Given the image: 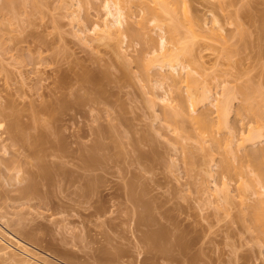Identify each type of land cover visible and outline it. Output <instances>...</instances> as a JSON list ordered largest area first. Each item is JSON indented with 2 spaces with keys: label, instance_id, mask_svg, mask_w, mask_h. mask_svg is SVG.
Wrapping results in <instances>:
<instances>
[{
  "label": "rangeland",
  "instance_id": "1",
  "mask_svg": "<svg viewBox=\"0 0 264 264\" xmlns=\"http://www.w3.org/2000/svg\"><path fill=\"white\" fill-rule=\"evenodd\" d=\"M35 1L13 0L14 2L13 5L19 4L20 6L19 5L13 6V9H11L13 10L12 12L11 10H7L8 9L7 6L9 5L7 0L5 1L0 0V8H1L0 21L3 24L2 26V24L0 23V29L2 30L0 32V37H1L0 44L2 46V47L0 46V113H1L0 114V125H1L0 126V224H1L0 227L1 228L5 227L4 231L8 232L9 234H11L15 229V231L18 230V232H20L22 235L24 234L25 237L27 238L30 237L29 239L32 242H36L35 244L38 245L36 247L37 251L39 252L41 251V253H44L45 250L48 251L49 255L47 256L48 257L47 263L49 264H71V263L72 264H115V263L117 264L148 263L149 264L152 259H149V255H147L145 251L141 250L144 248L140 246L137 240V236L139 235V233H136L137 230L134 224L135 223L134 219L131 220L134 216L130 218V215L131 216L133 215L131 214V211L134 210V207L132 206V204L131 206H129L130 203L126 202L124 199H123L124 201H122L123 198L122 193L124 190L123 185H125L126 187V185L129 183V184H133L134 186L133 188L136 189V192L137 191L138 193L142 192V189L144 188L143 193L145 195H147L148 193L147 195L148 197L145 196L146 198H144V200L149 204L151 203L152 207L153 206L156 207L153 208L156 209V211L157 210L158 211L156 212L153 209L154 210L153 213L154 216H156L155 217L156 219L159 218L158 221L160 222V224L162 223L163 225H165L166 218L167 219L171 218L172 220L171 219L170 220L173 222L174 220L175 222L178 221L177 222L178 224L177 223L176 224L178 226L180 224V227L187 226V224L189 223H190L189 226L194 225L195 226L194 231H196L197 233L192 232V234L190 233L191 236H197V235L199 236L200 235L199 232L204 231L205 234L201 232V236L204 234L202 236L203 237L202 240L205 237L206 238L203 240V243L205 244L202 245L203 247L201 249L203 250L201 251L206 255L207 254L209 256L212 255L211 257H213L215 256V253L218 254L220 252H226L225 250L229 249L230 247L227 248L228 246H223V245L236 240L238 236L240 237V238L238 237L240 239V242L243 241L245 238L247 239V236L249 234L248 233L246 234V232L243 231L242 225L240 227V230H237L235 228L236 224L240 221L239 218H241V216L239 217L238 216L239 214L235 212L237 211L236 209L237 207L236 206L233 207L232 205H230L229 208L221 207V209H219L220 211L217 209L219 207L218 205H220L219 204L220 200L218 199V197H216V194H214L213 189L214 190L218 189L221 182L220 181L221 177L219 176L220 173L218 174L220 178L217 176V174H215L218 173L215 171L218 170L217 167L218 165L216 162V159H218V157H216V154H214V152L212 153V146L214 147V143L212 142L219 140L220 138L221 139L224 138V140L223 139L221 140V143L222 142L226 143L227 137L228 136L229 138L231 137V133L233 130L234 131L232 133V138L235 141H236V139L234 138L235 135L237 136L236 138H239L238 136H242L244 133H246L245 128L248 125L249 118L245 116L246 115L248 116V114H246L248 112L242 114L241 117H243L244 115V118L240 117V112L239 113L237 112L238 116L235 114L236 111H240L239 108L240 106L242 107L245 105V103L242 101L243 99L246 98V100L250 102V104L254 103L255 107L258 104L264 105V99H263L264 98L263 96L264 95V0H186L188 2H186L185 5H182V9L184 8L186 11L183 9L184 12H182L180 8H179L180 10L179 9L177 10L178 11L177 13L182 12L183 17H181V19L178 20L177 18H180V16L178 15L177 17H175L174 15L177 14L175 12L174 15L169 14L170 17L172 16V18L175 19H171L170 17H167V19L171 20V23L175 21L176 23L179 24V26L183 25L182 27L184 30L181 31L182 30L181 27H178L177 29L178 32L176 31V35L178 37L175 36V39L177 38L179 39V41H181L185 37L188 38V39L186 38L187 40L191 38L188 42L186 39H184L185 40V41L183 40L184 42L182 41L179 43V41L176 39L175 42L177 45H175V42L169 38L170 33H166L165 32L166 30L163 33H160L161 31H159L157 28L155 30L153 24L148 23L149 27H147V29L148 28L150 29L151 28L150 26H153L152 29L150 30L151 32L149 31V29L148 31H149V35L151 34L153 37L152 41L155 38L156 43L154 41L153 43L157 45V47H159L157 43H158V39L160 38L158 35L163 34L162 36L165 37V35L167 34L166 35L167 37H165L166 47L164 49V52L163 50H161L162 54L160 51H157L158 49L157 47L156 49L152 48V46L155 47V45L152 42H150L152 45H150L151 47H149L148 45L149 41L146 42L144 35H143L144 40L143 39L141 40L142 36L140 35V37L139 36L135 37L138 34L134 32L133 34L132 31L126 32L125 30L121 29L122 31L121 30L120 31L123 36L120 34L117 35L115 34L109 36V39H107L106 35L103 36L104 33L98 30L97 24L94 23L96 20L97 23L98 21L100 23L101 20H99V18L101 19V17H103L102 14L104 12L103 11L104 9L100 8L103 7L102 5H100V3L103 4L102 2L103 0L96 1V3L99 4L97 5V8L99 7L100 10L97 9V11L100 14L96 11V8L94 7L96 6L95 0L94 1L90 0L87 2H85L84 0H35ZM88 2L89 4H87ZM3 3L4 4L7 3L8 5H4ZM83 4L85 5V7ZM77 5L80 7L78 8ZM151 5L153 6L152 3L150 4V6ZM185 6L187 7L188 10L186 9ZM91 7L93 8L92 9L93 11L95 10L94 12H92ZM94 13L96 14L97 19ZM123 13L125 12L123 11ZM127 14L128 13H125L124 17H126ZM5 15L8 16L6 17ZM88 15L90 17H88ZM98 15L101 17H99ZM187 16L188 18H186ZM11 19L14 20L11 21ZM3 20L4 22H2ZM190 20L193 21V23H190L191 22ZM184 25L186 26V28L184 27ZM96 27L99 32L96 30ZM205 27H207V29ZM185 29L189 31L188 32L189 34H187V31ZM82 30L83 32L81 33ZM99 33L100 35L102 34L101 36H103L105 40L100 39ZM179 33L181 36L178 35ZM114 36H116L117 38ZM97 38L99 39L97 40ZM95 41L96 42L102 41V42L96 43ZM185 44L187 45L185 48L186 50L184 49ZM181 45L182 46L184 45V47H181ZM168 47L173 48V50H171L170 48L168 49ZM174 47L177 49L174 50ZM187 48H189V50ZM145 49L149 54H151L152 49H155L152 50L154 51L152 52V54L155 52L159 53L158 54L159 56H163L165 54L164 59L168 54L167 51L171 50V52L174 53L175 55H173L169 51L170 55L168 54L169 57L167 56L166 59L169 60V58L173 55L174 57L172 56L170 60L172 58L173 59L175 58L174 59L175 64L179 62L180 65L182 66L184 65L186 68L188 67V69L189 68H192L193 70L195 69V72L194 71L193 73L191 72V75L194 76V79L196 78L195 82L198 79L197 82L196 83L194 82L195 84L192 82L194 85L193 86L191 83L192 79L191 80L189 79L192 77L187 78V76H185L188 81L190 80L189 83L192 85L191 86L187 82V80H184L182 78L183 75H186L184 74L186 69H180L182 67L179 65V63L177 64L178 66H176L178 67L175 69L176 71L174 72V70H172L174 73L171 72L170 68L169 69L168 67L164 68L166 67L165 65H163L164 66L163 68L161 67V70H158L159 69L158 67H160L159 64L160 61L158 59L156 60H158L159 62L156 61L155 58H161V57H159L157 53L156 55L151 54L150 57L149 54L145 51ZM142 50L144 51L143 53ZM181 50L183 52L186 51L187 53H183ZM173 51L177 52V54ZM180 52H182L181 54H187L188 56H191L192 54V56L194 55L195 57L193 56L194 57L193 58L191 56L189 58L186 55H184L183 57L182 55H179ZM143 54L145 55L144 58L143 56H141ZM145 57H149V58L145 59ZM117 59L120 60L117 61ZM144 59L145 62L146 60L147 61L150 60V62H146V63H148V65H151L148 66V68L151 71L150 74L152 75L158 73L159 71V73L163 74V76L164 75L166 76L169 73L173 75L176 73L175 75L176 78L180 80L181 77L183 79L181 80L184 82L182 83V81L180 80L181 82L179 84L180 85L179 88L181 90L179 89V92L184 93L185 91L184 93L185 95L183 93H181L180 95L183 94L184 96H186L187 93L186 91H188V93L189 91L191 93L192 92L194 93L196 91L200 93L202 91L209 90L206 92L210 94L211 99L208 98L207 100H202V101L200 100V102L198 101L199 103L197 102L196 106H193L194 108L193 107L188 108L191 109V111L193 109L192 112L189 111L191 114L190 117H193L195 119L194 121V119L191 118L193 120L192 121L193 124L198 120L202 122V120L205 118L203 116L202 117L200 116L201 113L202 114L205 113L206 115H208L209 118L211 117L213 119V120H210L211 118L206 119L207 118L206 116L205 120L212 121V125L210 126L211 129L209 130L201 129V132L199 130V132L201 133V134L199 133L200 135L199 137H201L199 138V141L201 142V144L207 147L208 144L211 146L212 143L211 148L209 145H208L209 149L206 148V150H209V152H205V150L203 151V149H205L204 148L205 146L201 150L200 146H198L199 144L196 143V141L194 142L195 139L194 140L190 139L191 141H189V139L187 140L183 139L185 137L184 133L185 135L187 136L189 135V137L192 138V134L194 132V131L192 132V129L194 128L193 126L195 127L198 126V129H200L201 123H199V121L197 122V124L195 123V125H193L192 122L189 123L190 122L188 121L189 119H185V118L184 119L180 118L183 122L180 120L182 123L181 122L179 123L177 122L179 121L178 118L176 122L178 123V127L180 129L179 131L180 134H179L177 133V131H174L175 128H173L172 130V126L167 127L168 126L166 121L167 116L165 117L166 120H162L163 118L162 116L165 114L161 113L162 111L161 107L166 106L165 104L167 100H170L168 101V103L173 101L171 99H174L175 96L173 93L174 90L172 91L174 87L170 86V80L165 79V77L161 83L162 84L161 88L160 85L158 86L159 88L156 89L153 88L154 84L152 85V87H150L149 84L150 83L152 84L153 82L149 83L146 81L148 86L146 84L144 85L145 79L142 75L143 74L142 68L143 70H146L144 64L145 62L143 61ZM173 59L171 63L174 61ZM191 59L192 60L194 59L192 63H194V61L198 62L199 64L198 63L197 64L200 65V68L196 63L194 65L191 62L189 63V60ZM161 60L163 61V58ZM22 61H24L23 64ZM195 65L197 66L194 67ZM154 66H158L157 67L158 69ZM166 69L169 70L170 72L167 71ZM199 69L201 70V72ZM183 70L185 71L183 72ZM81 71H83L84 73L86 72L85 74L89 73V75L93 76L94 78L93 81L92 82L89 81L90 82L89 83L87 80L82 79V77H84L85 74ZM178 71L180 73H178ZM196 71L199 72L200 75ZM202 72H204L203 73L204 76L202 75ZM38 74H40V76ZM177 74H179V76H177ZM140 75L143 78L140 77ZM60 77H62L63 79ZM62 80H64V82L66 81L67 82L66 85L67 84L68 85L65 87L66 89L64 88L63 90L62 88L58 90L57 88L59 87L58 83ZM68 80L71 81L68 82ZM80 80L82 81V83L80 82ZM72 81L74 82V84L71 83ZM241 81L243 84L240 85L239 83ZM250 81L251 83L254 84H251ZM86 83L87 85H91V86H87ZM185 85H187L188 87H185ZM237 85L238 87H234ZM183 87H184V91L182 90ZM223 87H225L226 90ZM185 88H187V90ZM189 88H193L191 89L192 91L188 90ZM232 88H234V90H236L237 88H242V90L238 89L242 92L239 95L240 91L236 90L237 92L235 91L234 93ZM67 90L70 91L71 94ZM252 90H254V92ZM243 91L245 94L243 93ZM93 92H95L96 94ZM172 94L173 96L171 97ZM222 94L224 98H228L232 94H234L235 96L232 95L229 98L233 99V96L236 98H234L233 100L231 99L232 100L231 104L229 103L230 100L229 102H227V104H225L227 106L225 107L227 108V110L224 109V111L226 112L225 114L226 116H224L225 124L223 125L224 127L218 128V126L215 127L217 125L215 124L217 123L215 121L220 114V112H218L219 114L217 113V111L220 109L219 103L222 104V102H224L225 100L224 98L222 102H220L221 100H218V99H222L221 98ZM71 95L73 98L71 97ZM237 95H239L240 97H238ZM256 95L258 98H256ZM163 96H165V98ZM241 96L244 98H241ZM261 97L263 98L261 99ZM74 98H76V100ZM151 98L154 99L152 100ZM214 98H217L216 101H214L215 100ZM162 99L165 103L161 101ZM61 100L63 102H61ZM150 100L152 101L150 102ZM238 100L240 103L238 102ZM258 100H260V102ZM57 101H59L60 104H58L59 102L57 103ZM83 101H84V105H83ZM255 101H257L258 103V104L256 103L257 105H255ZM64 102L66 103L68 102L67 103L68 106L66 107L65 110H62L61 105L64 104ZM74 102L76 103V107H74L75 106ZM78 102L80 103L78 104ZM214 103L216 104V106L218 105L219 109L214 106L215 105ZM151 104L153 105L151 106ZM79 105L82 106V108L79 107ZM31 106L33 107V109ZM228 106L230 108H228ZM228 109H230L231 112ZM163 110H165V108ZM193 113H196V115H194ZM214 113L216 118L214 116ZM32 114L33 116H31ZM7 115L8 117H6ZM156 116L157 117L159 116L160 118L159 117L157 118ZM220 118L222 117H219V119ZM14 120L17 121V125H18V126L16 125L15 129L10 128V124ZM184 120L186 121L185 124H184ZM162 121L166 122L167 125L164 124V122L163 124L167 128L163 124L161 125L158 124V122L160 123ZM31 122L33 124L35 123L37 124L32 125ZM168 123L170 124L169 120ZM177 123L173 125L176 127ZM31 125L33 126V128ZM183 125H185V127ZM228 125L232 127L229 128ZM157 126H159V129ZM190 126L192 127L190 128ZM213 126L217 129H214ZM225 126H226L225 129L226 131H224L223 129L225 128ZM100 128L103 130H101ZM220 128L222 130H220ZM231 128L233 130H231ZM96 129L98 130L97 132ZM170 129L174 132H171ZM198 129L196 128V131ZM205 131H207L208 134ZM61 132L63 134H61ZM175 132H176V137L177 135H179L178 137L181 138L182 141L179 138H175ZM96 133L99 135H97ZM105 133L106 134L109 133V134L106 135ZM263 133L264 131L262 132V134ZM103 134L104 137L103 136L101 137V135ZM202 134L203 135L205 134L204 137L205 136L207 138L209 137V140L205 137V139L207 140L205 141L204 137H202L203 136ZM223 134L227 135V137L226 136L224 137ZM105 135L108 137H105ZM23 137L25 139H23ZM54 138L57 140H55ZM202 138L204 139V141ZM92 140L93 141L95 140L94 143H91L93 142ZM184 140H186V142ZM260 140L262 141V138ZM32 141L33 143H31ZM178 141L179 143L180 141L182 142L180 143L181 146L178 144ZM263 141H264V137H263ZM263 141L261 142L262 145L264 144ZM96 143L99 144L100 148L98 147V149L94 150L92 148ZM249 143L250 142H248V144ZM179 146L182 149H180ZM89 148H91L90 151L87 150ZM210 149H211V153L214 156L209 155ZM238 151L236 150V152ZM231 154L232 153H230V157L232 156ZM81 156L84 158H89L91 160H93V158L94 159L96 158L95 160L97 162V165L99 164L100 165L97 166L95 160H93V162H95V164L93 163L95 169H92L91 170L92 172L90 170H85L86 167L85 169H83L82 167L84 166L82 165L84 164L81 163V161L78 159L79 157L82 158ZM236 156H240L239 153ZM56 158H61L62 160L61 159L57 160ZM83 159L81 160L83 161ZM185 159L187 160L185 162H188V164L184 162ZM59 160L62 162L65 161L66 164L63 165H65L64 166L66 168L65 170L69 172L68 174L70 175L72 174L71 177L76 178L78 176L76 172L78 171V173L81 174L83 178L85 177V179L91 177L95 178L94 182L96 181L95 182L96 184L94 183V185H96L98 188L96 186L93 188L96 189L94 190L95 191L94 198L92 199L94 200L96 197H98L96 199H98L99 202H102L100 203V205L105 203L104 205H102L105 208L100 206L104 210L106 209L105 210L106 213L104 212L105 215L103 213L101 216H97V218L90 215L88 218L87 215L90 213L92 209L90 202H85V203L82 202V204L81 203L79 204L80 201H78V199L76 198L77 194L79 193L78 190L85 189L84 192L87 191L85 188L86 181L82 180L83 178L75 181L76 182V183L74 182L75 184L73 183L74 186L78 185V187L75 188L73 187V184L70 182L69 184L65 183L68 186H66L64 183L60 184L61 186L58 184L59 185L58 186L53 182V180H51V178H49L48 180L46 179L36 180L37 178L34 176L33 172L39 171L40 166H42V164L46 165L47 163L50 164V162L51 163L59 162ZM69 160L70 161L73 160L74 161L73 164H71L72 162H70ZM77 160H79L81 164ZM40 162L42 163L40 164ZM79 165L82 166L81 167L82 169H79L80 167L78 168ZM46 166L49 167L50 165H46ZM202 166L205 167L203 168ZM97 168H99L100 170L99 169L97 170ZM93 170H95V173H97V175L99 174L100 175L97 176L95 173H93L94 172ZM202 170L203 173L200 174ZM30 171L32 172V174ZM209 171L210 174L213 176H209L210 174L209 175L206 174ZM15 172L18 174H16ZM137 173L138 175H136ZM30 175H32V178H36V179H31ZM207 175L209 176L208 178ZM133 176H135L134 179L137 178L138 179L133 180L132 179ZM28 180L29 181L31 180L35 184L39 181L38 184L41 182L40 184L42 186L40 184L36 185L37 191L35 192V194L30 195L31 197L28 196L27 198L26 196L24 198L23 196H21L20 189L23 188L25 185H27V183H29ZM126 181L127 184H125ZM140 182L142 185L140 184ZM206 182L208 183L206 184ZM79 184L83 189L80 187ZM230 184H229V189L231 190L233 195L234 183L231 182ZM65 186L66 188H64ZM203 187H207L205 188L207 191ZM145 188L148 190H145ZM154 188L157 189L154 190ZM108 189L110 190L108 191ZM81 190H80V194L84 193L83 191L81 192ZM144 191L145 192L148 191V192L145 193ZM117 192L118 194H120L122 198L117 194ZM211 192H213L212 193L213 195L211 194ZM72 193L74 195H72ZM106 193H109V196L106 195ZM95 194L98 196H96ZM154 194L156 195L154 196ZM67 196L70 197L68 198ZM109 197L114 199L112 200ZM213 197L216 199H214ZM106 198L107 200L105 201ZM154 198H157L158 200L157 199L155 200ZM75 199H77L78 203ZM147 199H149V201ZM71 200L76 201L74 203L78 204L79 207L78 205L75 207L74 205L76 204H74ZM68 206H72V209L74 210L68 209L71 208ZM117 207L120 209H118ZM112 211L113 214H110L112 213ZM224 211L225 214L223 213ZM128 212H129V216H128ZM160 212L162 213L165 212V213H163L162 215V213ZM157 213L158 215H156ZM108 215L111 216L109 217ZM159 215H161V217H159ZM113 216L116 217L114 218ZM117 216H119V218ZM122 216L125 218H123ZM112 219L114 220L112 221ZM236 219H238V221ZM97 220L99 222H97ZM120 221L122 223H120ZM240 224L242 223L240 222ZM225 225H227V227H229L230 229H225L223 227ZM165 226L167 227V225ZM198 226H200L199 227L200 229L198 228ZM132 227L134 230L132 229ZM205 230L207 233L205 232ZM105 239L107 240V242ZM245 240L241 243L242 245L243 243L245 244ZM104 241L106 243H104ZM135 241H137L138 243ZM137 245H139V247ZM249 246H247V244L243 245V247L240 246L241 247L240 249L239 248L236 249V253H238L240 256H246L250 254L249 256L251 257L254 256L253 261L254 260L256 261L255 256H257L258 254L255 253H257V250H255L256 248L253 247L250 248ZM214 248L216 249V251ZM230 249L227 251H230ZM138 250L140 253L138 252ZM14 251L19 252L17 248H15ZM193 251L194 252L199 251V247H197L196 245ZM113 253H115L116 256L118 254V256L116 257L114 254V257H112L113 258L112 259L111 256L113 255ZM226 254H228V252ZM224 258L227 259V255ZM257 258L259 259V257ZM110 259L112 260L110 261ZM146 259H148V261ZM114 260L115 262H112ZM81 261L83 263H81ZM241 261L242 260L238 261L237 264L238 263L241 264ZM156 263L168 264L170 262L165 260H160L157 258L155 264ZM259 263H261L260 260H257V264Z\"/></svg>",
  "mask_w": 264,
  "mask_h": 264
},
{
  "label": "bare ground",
  "instance_id": "2",
  "mask_svg": "<svg viewBox=\"0 0 264 264\" xmlns=\"http://www.w3.org/2000/svg\"><path fill=\"white\" fill-rule=\"evenodd\" d=\"M5 1V0H4ZM32 1V0H31ZM33 1H35V0H33ZM85 2H87V1H90V0H84ZM83 1V2H84ZM94 1V0H93ZM96 1H98V0H95V3H96ZM100 1H102V0H100ZM7 2H8V4L6 3V4H4V5H8L7 6V10H11V9H13V6H15V5H19V4H15V5H13V0H7ZM36 2V1H35ZM34 2V3H35ZM82 2V3H83ZM103 2V4H101L100 3V5H102L103 7H100V8H102V9H104L103 11V14H102V16L104 17H101V16H99V17H101V19L99 18V20H101V22L99 23V21H98V23L95 21H93L94 23H96L97 24V27H98V30H100V31H102L103 33H104V35L103 36H105L106 35V37H107V39H109V36H111V35H117V34H120V35H122V33H121V29H123V30H125L126 32L127 31H132V33L134 32V33H136V34H138V35H136L135 37H137V36H139L140 37V35L142 36V38H141V40L143 39L144 40V37H143V35L145 36V40H146V42H148L149 41V47H151L150 45H152L150 42H152L153 43V41L155 42V38H154V40L152 41V39H153V37H152V35L150 36L149 35V31L152 29V27L154 26V28H155V30H156V28L159 30V31H161L160 33H163L165 30V32L166 33H170V39H172L174 42H175V40L177 39H175V36H177L176 35V31L178 32V27H181V31H183L184 29H183V25L182 26H179V24L178 23H176L174 20V22H172L171 23V20H168L167 19V17H170L169 16V14H175V12L177 13L178 11V9L180 8L181 10H182V12H184L183 11V9H182V5H185V3L186 2H188V1H186V0H103L102 1ZM16 3H17V1H16ZM20 3H21V1H20ZM78 3V2H77ZM91 3H93V2H91ZM152 3L153 4V6L151 5L150 6V4ZM2 4V5H3ZM87 4H89V2L87 3ZM36 5V4H35ZM78 5H80V4H78ZM77 5V7L79 8L80 6H78ZM84 5V4H83ZM82 5V6H83ZM96 6H94L95 8H96V11H97V9H99L100 10V8L98 7L97 8V5H99L98 3H96L95 4ZM20 6V5H19ZM81 6V7H82ZM91 6V5H90ZM181 6V7H180ZM16 7H18V6H16ZM16 7H15V9H16ZM84 7H85V5H84ZM93 7V6H92ZM91 7V10L93 9ZM186 7V6H185ZM4 8H6V7H4ZM1 9V8H0ZM3 9V8H2ZM14 9V10H15ZM89 9V8H88ZM87 9V10H88ZM126 9V10H125ZM179 9V10H180ZM186 9H187V7H186ZM77 10V9H76ZM75 10V11H76ZM86 10V9H85ZM185 10V9H184ZM188 10V9H187ZM12 12H13V10H11ZM89 11V10H88ZM95 11V10H94ZM93 10H92V12H94ZM123 11L125 12V13H128L127 15H126V17H124L125 16V13H123ZM186 11V10H185ZM77 12V11H76ZM98 12V11H97ZM182 12L181 13H177V14H175L174 16L175 17H177L178 15L180 16V18H177L178 20L179 19H181V17H183L182 16ZM188 12V11H187ZM15 13H16V11H15ZM74 13V12H73ZM99 13V12H98ZM140 13H142V14H140ZM186 13V12H185ZM185 13H184V15H185ZM4 14V13H3ZM3 14H1V15H3ZM95 14V13H94ZM100 14V13H99ZM168 16H167V15ZM181 14V15H180ZM9 15V14H8ZM7 15V16H8ZM14 15V14H13ZM72 15V14H71ZM189 15V14H188ZM192 15V14H191ZM6 16V15H5ZM6 16V17H7ZM12 16V15H11ZM87 16V15H86ZM173 16V17H174ZM214 16V15H213ZM213 16H212V18H213ZM1 17V16H0ZM88 17H90L89 15H88ZM95 17H96V14H95ZM138 18V19H137ZM171 19H175V18H172V16L170 17ZM186 18H188V16L186 17ZM192 18V17H191ZM194 18V17H193ZM197 18H199V17H197ZM203 18V17H202ZM8 19V18H7ZM96 19H97V17H96ZM0 20H1V18H0ZM12 20H14V19H11V21ZM74 20V19H73ZM185 20H187V19H185ZM217 20V19H216ZM87 21V20H86ZM85 21V22H86ZM88 21H89V19H88ZM181 21V20H180ZM179 21V22H180ZM191 21V20H190ZM215 21V20H214ZM2 22H4V20L2 21ZM7 22H10V21H7ZM178 22V21H177ZM184 22V21H183ZM196 22H198V21H196ZM200 22V21H199ZM212 22H213V20H212ZM0 23H1V21H0ZM93 23V24H94ZM151 23V24H153V26H150L151 28L149 29V31H148V29H147V27H149V24ZM190 23H193V21H191ZM201 23V22H200ZM203 23V22H202ZM204 23H205V21H204ZM203 23V24H204ZM211 23V22H210ZM2 24V23H1ZM83 24V23H82ZM181 24H182V22H181ZM81 25V24H80ZM213 25H214V23H213ZM2 26H3V24H2ZM89 26H90V24H89ZM94 26H96V25H94ZM196 26V25H195ZM205 26V25H204ZM97 27H96V30H97ZM136 27H137V29H136ZM184 27L186 28V26L184 25ZM190 28H191V26H190ZM201 28V27H200ZM206 29H207V27H205ZM211 28V27H210ZM82 29V28H81ZM93 29H95V28H93ZM164 29V30H163ZM202 29H203V27H202ZM91 30V29H90ZM97 30V31H98ZM121 30V31H120ZM163 30V31H162ZM180 30V29H179ZM186 30V29H185ZM193 30V29H192ZM195 30V29H194ZM210 30V29H209ZM208 30V31H209ZM213 30V29H212ZM2 30L0 29V32H1ZM87 31V30H86ZM92 31V30H91ZM94 31V30H93ZM187 31V30H186ZM191 31V30H190ZM83 32V30L81 31V33ZM88 32H90V31H88ZM99 32V31H98ZM120 32V33H119ZM151 32V31H150ZM189 31H187V34H189L188 33ZM94 33H97V32H94ZM93 33V34H94ZM133 33V34H134ZM165 33V34H166ZM123 34H124V32H123ZM129 34V33H128ZM132 34V35H133ZM187 34H184V35H187ZM99 35H100V33H99ZM102 35V34H101ZM100 35V39H104L105 40V38H103V36H101ZM120 35H118V36H120ZM131 35V34H130ZM161 34H159L158 36L160 37L159 39H158V46L159 47H157V45H155L154 43V45H155V47H153L152 46V48H155L156 49V47L158 48L157 49V51H160L161 52V54H162V51L161 50H163V52H164V49H165V47H166V39H165V37H167L166 35H165V37L164 36H160ZM178 35H180V33L178 34ZM191 35V34H190ZM243 35V34H242ZM123 36V35H122ZM121 36V37H122ZM146 36H148V37H146ZM181 36V35H180ZM183 36V35H182ZM241 36V35H240ZM3 37V36H2ZM114 37H116V36H114ZM120 37V38H121ZM152 37V38H151ZM178 37V36H177ZM185 37V36H184ZM191 37V36H190ZM189 37V38H190ZM1 38V37H0ZM94 38V37H93ZM117 38V37H116ZM146 38H148V39H146ZM168 38V39H169ZM183 38V37H182ZM187 37H185V38H183V40L184 39H186ZM96 39V38H95ZM99 38H97V40H98ZM181 39V38H180ZM188 39V38H187ZM186 39V40H187ZM191 39V38H190ZM189 39V40H190ZM2 40V39H1ZM36 40H38V39H36ZM124 40V39H123ZM122 40V41H123ZM178 41H179V39H177ZM183 40H181V41H179V43L180 42H182ZM189 40H187V42L189 41ZM193 40V39H192ZM192 40H191V42H192ZM40 41V40H39ZM38 41V42H39ZM91 41H93V40H91ZM107 41V40H106ZM121 41V42H122ZM185 41V40H184ZM183 41V42H184ZM19 42H21V41H19ZM34 42V41H33ZM41 42V41H40ZM39 42V43H40ZM96 42V41H95ZM98 42V41H97ZM96 42V43H97ZM100 42H102V41H100ZM100 42H98V43H100ZM171 42V41H170ZM186 42V43H187ZM1 43V42H0ZM16 43H17V41H16ZM106 43V42H105ZM142 43V42H141ZM156 43V42H155ZM179 43H178V45H179ZM15 44V43H14ZM49 44V43H48ZM119 44V43H118ZM144 44V43H143ZM182 44V43H181ZM39 45V44H38ZM47 45V44H46ZM145 45V44H144ZM144 45H142V46H144ZM147 45V46H148ZM175 45H177L176 44V42H175ZM0 46H1V44H0ZM41 46V45H40ZM49 46V45H48ZM109 46V45H108ZM186 44H185V47H184V45L182 46L181 45V47H184V49L186 48ZM190 46H191V44H190ZM2 47V46H1ZM115 47V46H114ZM113 47V48H114ZM120 47V46H119ZM178 47V46H177ZM180 47V46H179ZM194 47V46H193ZM40 48V47H39ZM43 48V47H42ZM116 48V47H115ZM147 48V47H146ZM170 47H168V49H169ZM190 48H192V47H190ZM10 49V48H9ZM8 49V50H9ZM108 49H110V48H108ZM112 49V48H111ZM150 49V48H149ZM155 49H152V50H155ZM171 50H173V48H170ZM177 48H175L174 47V50H176ZM180 49H182V48H180ZM180 49H179V51H180ZM183 49V50H184ZM188 50H189V48H187ZM16 50V49H15ZM18 50V49H17ZM113 50V49H112ZM111 50V51H112ZM116 50V49H115ZM151 50V54H152V52H154V51H152ZM171 50H169L170 52H171ZM186 50V49H185ZM46 51V50H45ZM44 51V52H45ZM145 51H146V49H145ZM166 51V50H165ZM169 51H167L168 52V54H169ZM179 51H178V53H179ZM182 51V50H181ZM192 51V50H191ZM40 52V51H39ZM120 52V51H119ZM144 51L142 50V53H143ZM147 52V51H146ZM173 52H175V51H173ZM183 52V51H182ZM182 52H180V54L179 55H182L183 57H184V55H186L187 57H191L192 56V54H191V56H188L187 54H181ZM118 53V52H117ZM148 53V52H147ZM156 53L157 52H155V53H153L152 55H156ZM166 53V52H165ZM172 53V52H171ZM176 54H177V52H175ZM183 53H187L186 51L185 52H183ZM191 53H193V52H191ZM116 54V53H115ZM145 54V53H144ZM141 55V56H143V58H144V56L145 55ZM149 54V53H148ZM151 54H149V56L151 55ZM159 53H157V55H158ZM160 54V55H161ZM168 54L166 55V57L168 56ZM173 55H175L174 53H172ZM41 55V54H40ZM119 55V54H118ZM121 55V54H120ZM140 55V54H139ZM165 55V54H164ZM164 55L163 56H159V57H161V58H155V60L156 59H158V60H156V61H158L159 62V64H160V67H158V66H154V67H158L157 69L158 70H161V67L163 68L164 66L163 65H165L166 67H164V68H167L168 67V69L170 68V70H171V72L172 73H174L176 70V68H178V67H176V66H178L177 64L179 63H176L175 64V58L173 59L174 61L171 63V61H172V59L170 60V58L173 56H171L170 58H169V60L168 59H166V57H165V59H166V61H165V59H164ZM170 55V54H169ZM157 56V57H158ZM194 56V55H193ZM192 56V57H193ZM119 57V56H118ZM121 57V56H120ZM139 57V56H138ZM151 57V56H150ZM169 57V56H168ZM174 57V56H173ZM195 57V56H194ZM193 57V58H194ZM44 58V57H43ZM122 58V57H121ZM149 57H145V59H148ZM163 58V61L161 60ZM41 59V58H40ZM140 59V58H139ZM145 59L143 60L144 62H145ZM33 60V59H32ZM120 60V59H119ZM118 59H117V61H119ZM150 60H151V58H150ZM150 60L149 61H147L146 60V62H150ZM153 60V59H152ZM154 60V61H155ZM176 60H178V59H176ZM194 60V59H193ZM192 59L191 60H189V63L191 62L192 63V61H193ZM124 61V60H123ZM141 61V60H140ZM153 61V62H154ZM155 61V62H156ZM23 62L24 61H22V64H23ZM36 62V61H35ZM121 62V61H120ZM144 63L145 64V67H146V70H143V68H142V71H143V77H144V79H145V81H144V85L146 84L147 85V82H153L151 85L149 84V86L150 87H152V85L154 84V86H153V88H159L158 86L160 85V88H161V86H162V81H163V79H164V77H165V79H167V80H170V86L171 87H174V89H172V91L174 90V99H171V100H173L172 102H169L168 103V101H170V100H167V97H166V100H167V102H166V106L165 107H161V113H163V114H165V115H163V114H161V115H163L162 117L164 118H162V120H166V116H167V124H168V126L167 127H169V126H172V130H173V128H175V130L174 131H177V133H179V131H180V129H179V127H178V123L177 122H181L182 120L181 119H189L188 121H190L189 123H191L193 120L191 119V118H193V117H190L191 116V114H190V112L189 111H191V109H188L189 107L190 108H192L193 106H196V104H197V102L199 101L200 102V100L202 101V100H207L208 98H210V94H208V92H206V91H209V90H205V91H202V92H200V93H198L196 90V92H190L189 91V93H188V91H186L187 93H186V96H184L185 94V91H184V87L182 88V90L184 91V93L183 92H181V93H183L182 95H180L181 93L179 92V84H180V82L184 79V80H187L186 79V77L185 76H187V78H189V77H192V78H189L190 80L192 79V81H191V83L193 82H195V79H194V76H192L191 75V72L193 73V71L195 72V69L193 70L192 68H189L188 69V67L186 68L184 65L182 66V65H180V63H179V65L182 67V68H180V66H179V68L180 69H186V71L185 70H183V72H184V74H186V75H183V79L180 77V80L178 79V78H176L175 77V75H176V73L173 75V74H171V73H169V74H167L166 76L164 75L163 76V74H161V73H159V71H158V73H155L154 75H152V74H150V70H149V68H148V66H151V65H148V63ZM154 62V63H155ZM158 62H157V65H158ZM18 63H20V62H18ZM141 63V62H140ZM197 64L198 62H195L194 61V63H192L193 65L194 64ZM28 64V63H27ZM118 64V63H117ZM142 64V63H141ZM156 64V63H155ZM199 64V63H198ZM197 64V65H198ZM18 65H20V64H18ZM120 65V64H119ZM125 65V64H124ZM154 65V64H153ZM162 65V66H161ZM197 65H195L194 67H196ZM35 66V65H34ZM33 66V67H34ZM37 66V65H36ZM129 66V65H128ZM199 66V68H200V65H198ZM28 67V66H27ZM145 67H144V69H145ZM22 68V67H21ZM24 68V67H23ZM84 68V67H83ZM141 68V67H140ZM139 68V69H140ZM152 68V67H151ZM28 69V68H27ZM37 69V68H36ZM81 69V68H80ZM188 69V70H187ZM192 69V70H191ZM23 70V69H22ZM33 70V69H32ZM84 70V69H83ZM153 70V69H152ZM167 70V69H166ZM172 70H174V72L172 71ZM200 70V69H199ZM203 70V69H202ZM20 71V70H19ZM86 71V70H85ZM154 71H155V68H154ZM167 71H169V70H167ZM31 72V71H30ZM36 72H37V70H36ZM81 72H83V71H81ZM88 72V71H87ZM140 72H141V70H140ZM153 72V71H152ZM157 72V71H156ZM170 72V71H169ZM197 72V71H196ZM200 72H201V70H200ZM84 73V72H83ZM86 73V72H85ZM84 73V74H85ZM103 73V72H102ZM154 73V72H153ZM164 73V72H163ZM178 73H180L179 71H178ZM198 74H199V72H197ZM203 73L204 72H202V75H203ZM33 74H34V72H33ZM32 74V75H33ZM42 74H44V73H42ZM92 74V73H91ZM101 74V73H100ZM104 74V73H103ZM39 76H40V74H38ZM94 75V74H93ZM105 75V74H104ZM131 75V74H130ZM188 75H190V76H188ZM200 75V74H199ZM20 76V75H19ZM42 76V75H41ZM75 76H76V74H75ZM177 76H179V74H177ZM182 76V75H181ZM204 76V75H203ZM64 77V76H63ZM73 77V76H72ZM80 77V76H79ZM104 77V76H103ZM124 77H125V75H124ZM140 77H142L141 75H140ZM142 77V78H143ZM147 79H146V78ZM185 77V78H184ZM37 78V77H36ZM60 78H62V77H60ZM141 78V79H142ZM205 78V77H204ZM34 79H35V77H34ZM59 79V78H58ZM63 79V78H62ZM74 79V78H73ZM77 79V78H76ZM80 79V78H79ZM82 79H84V80H87L88 82L89 81H93V76H91V75H89V73L88 74H85L84 75V77H82ZM102 79V78H101ZM143 79V80H144ZM193 79H194V81H193ZM55 80V79H54ZM60 80V79H59ZM106 80H107V78H106ZM143 80H141V81H143ZM148 80H150V81H148ZM167 80H165V81H167ZM189 80V81H190ZM198 80V79H197ZM197 80H196V82H197ZM250 80V79H249ZM69 81H71V80H68V82ZM74 81V80H73ZM71 82V83H73L74 84V82ZM77 81H79V80H77ZM147 81V82H146ZM189 81L187 80V82L189 83ZM38 82V81H37ZM80 82L82 83V81L80 80ZM184 81H182V83H183ZM195 82V83H196ZM200 82V81H199ZM202 82V81H201ZM204 82H205V80H204ZM254 82V81H253ZM36 83V82H35ZM58 83V82H57ZM66 81L64 82V80H62V81H60L58 84H59V87H61V88H59V87H57L58 88V90L59 89H62L63 88V90H64V88L68 85H66ZM70 83V84H71ZM90 83V82H89ZM93 83H96V82H93ZM193 83H192V85H193ZM194 83V84H195ZM245 83V82H244ZM248 83V82H247ZM250 83H251V81H250ZM58 84H57V86H58ZM78 84V83H77ZM80 84V83H79ZM100 84V83H99ZM124 84V83H123ZM190 84V83H189ZM188 84V85H189ZM240 85L241 84H243L242 83V81L239 83ZM251 84H254V83H251ZM258 84V83H257ZM56 85V84H55ZM86 85H87V83H86ZM191 85V84H190ZM191 85V86H192ZM197 85V84H196ZM236 85V84H235ZM52 86V85H51ZM74 86V85H73ZM87 86H91V85H87ZM148 86V85H147ZM194 86V85H193ZM243 86V85H242ZM241 86V87H242ZM247 86H248V84H247ZM252 86V85H251ZM70 87V86H69ZM68 87V88H69ZM149 87V88H150ZM185 87H188L187 85H185ZM190 87V86H189ZM195 87H197V86H195ZM203 87V86H202ZM234 87H238V85L237 86H234ZM246 87V86H245ZM249 87H250V84H249ZM259 87V86H258ZM263 87V86H262ZM54 88V87H53ZM81 88V87H80ZM88 88V87H87ZM90 88V87H89ZM194 88V87H193ZM193 88H189L188 90H191V89H193ZM199 88V87H198ZM197 88V89H198ZM206 88V87H205ZM223 88H225V87H223ZM50 89V88H49ZM66 89V88H65ZM70 89V88H69ZM186 90H187V88H185ZM200 89H201V87H200ZM233 89V92L235 93V91L237 90V91H240V90H238V89H241L242 90V88H237L236 90H234V88H232ZM231 89V90H232ZM251 89H252V87H251ZM263 89V88H262ZM56 90V89H55ZM170 90V89H169ZM181 90V89H180ZM203 90V89H202ZM225 90H226V88H225ZM51 91V90H50ZM68 91V90H67ZM96 91V90H95ZM171 91V92H172ZM192 91V90H191ZM194 91V90H193ZM236 91V92H237ZM253 92H254V90H252ZM57 92V91H56ZM70 94H71V92L70 91H68ZM79 92V91H78ZM85 92V91H84ZM226 92H228V91H226ZM242 91H240L239 92V95H240V93H241ZM262 92V91H261ZM66 93V92H65ZM93 93H95V92H93ZM223 93V92H222ZM229 93H230V91H229ZM243 93H244V91H243ZM252 93V92H251ZM256 93V92H255ZM62 94V93H61ZM84 94H86V93H84ZM96 94V93H95ZM94 94V95H95ZM99 94V93H98ZM165 94V93H164ZM224 94V93H223ZM223 94L221 95V98L222 99H218V100H221L220 102H222V100H223V98H224V96H223ZM245 94V93H244ZM249 94V93H248ZM257 94H258V92H257ZM88 95V94H87ZM92 95V94H91ZM225 95V94H224ZM227 95V94H226ZM229 95V94H228ZM232 95H234V94H232ZM232 95H230L229 97H231ZM239 95H237L238 97H240ZM77 96V95H76ZM99 96V95H98ZM109 96V95H108ZM162 96V95H161ZM173 96V94L171 95V97ZM235 96V95H234ZM233 96V99L234 98H236V97H234ZM244 96V95H243ZM264 96V95H263ZM71 97H72V95H71ZM86 97H88V96H86ZM164 98H165V96H163ZM163 97H161V98H163ZM224 98L225 100H224V102H222V104H220L219 103V105H220V109L218 108V105L216 106V104L214 105L215 107H217L218 109V111H217V113L218 112H220V114H219V117H222V118H220L219 119V117H217V119H216V121L215 122H217V123H215V124H217L215 127H217L218 126V128L219 127H224L223 125L225 124V121H224V119H225V117L224 116H226L225 114H226V112L224 111V109L225 110H227V108H225V107H227L225 104H227V102H229V100H230V104H231V102H232V98ZM255 97V96H254ZM73 98V97H72ZM80 98V97H79ZM91 98V97H90ZM98 98H100V97H98ZM106 98V97H105ZM170 98V97H169ZM220 98V97H219ZM241 98H244V97H242L241 96ZM240 98V99H241ZM251 98H252V96H251ZM256 98H258L257 97V95H256ZM256 98H254V99H256ZM263 97H261V99H262ZM75 100H76V98H74ZM84 99V98H83ZM89 99V98H88ZM92 99V98H91ZM90 99V100H91ZM94 99V98H93ZM152 99V98H151ZM154 99V98H153ZM152 99V100H153ZM211 99V98H210ZM215 100L214 101H216V99L217 98H214ZM232 99V100H231ZM264 99V98H263ZM64 100V99H63ZM80 100H82V99H80ZM85 100V99H84ZM95 100H96V98H95ZM107 100V99H106ZM152 100H150V102L152 101ZM160 100V99H159ZM253 100V99H252ZM60 101V100H59ZM59 101H57V103L59 102ZM70 101V100H69ZM72 101H73V99H72ZM79 101V100H78ZM92 101V100H91ZM101 101V100H100ZM104 101V100H103ZM162 102H164L163 101V99L161 100ZM175 101V102H174ZM211 101V100H210ZM241 101V100H240ZM244 103H245V105H244V103H243V105L244 106H240L239 108H240V111H236V115L238 116V114H237V112L239 113L240 112V117L242 116V114L243 113H245V112H248V113H246V114H248V116L246 115L245 117H248L249 118V121H248V125H247V127L245 128L246 130V133H244L242 136H238L239 138H236L237 136L235 135L234 136V134H233V136H234V138L236 139V141L232 138V133H233V129L231 128V130H233L232 131V133H231V137L230 138H232V139H230L229 138V136L227 137V135H224V137L226 136L227 137V139H226V143L225 142H222L221 143V140L223 139L224 140V138H220L219 140H216V141H214V142H212V143H214V147L212 146V143H211V146H212V153L214 152V154H216V157H218V159H216V162H217V167H218V170H215L216 172H218V173H215V174H217V176H218V174H219V176L221 177V182H220V185H219V187H218V189H213V191H214V194H216V197H218V199L220 200V202H219V204L221 205H218L217 207V209L219 210V209H221V207H224V208H229L230 207V205H232L233 207L234 206H236L235 208L237 209V211H235L236 213H238L239 215V217L241 216V218H239L240 219V221L236 224V229L237 230H240V227H241V225H242V229H243V231H245L246 232V234L248 233L249 235L247 236V239L245 240V244H247V246H249L250 248L251 247H253V248H256L255 250H257V253H255V254H258L257 256H255V259H256V261L254 262L253 261V259H254V256H249V255H246V256H240L238 253H236V249H240L241 247L240 246H242L243 247V245H245L244 243H243V245L241 244L243 241H241L240 242V237L238 238L237 237V239L236 240H234V241H232V242H230V243H226V244H224L223 246H228L227 248H229L230 249V251H227V250H229V249H227V250H225L226 252H220V253H218V254H216L215 253V256H213V257H211V256H209L208 254L206 255V254H204L201 250H203V249H201L203 246V244H205V243H203V240L206 238H204L203 240H202V236L205 234L204 233V231H201V232H203L202 234V236H201V232H199L200 233V235L198 236H191L190 235V233L192 234V232L193 233H195L196 231H194V228H195V226L193 227L192 225H190L189 226V224H187V226H182V227H180V224H179V226L177 225L178 223V221L177 222H175V220H174V222L173 221H171L172 219L171 218H169V219H167L166 218V221H165V225H167V227L165 226V225H163L162 223L160 224V222L158 221V219H156L155 217L156 216H154V213H153V211L155 210L156 211V209H154V208H156V207H152V205H151V203L149 204V203H147L145 200H144V198H146L145 196H147L148 195V191L147 192H145V193H147V195H145L144 193H143V186H142V192H139L138 193V191L136 192V189H134L133 187V184H127V181H126V183L125 184H127L126 185V187H125V185H123V187H124V190H123V193H122V197L120 196V194H118V192H117V194L122 198V201H126V202H129L130 203V205L129 206H131V204H132V206L134 207V210L133 209H131V210H133V211H131V214H133L132 216L130 215V218H132L133 216V218L131 219V220H133L134 219V224H135V227H136V230L138 231H136V233H139V235L137 236V240H138V242H139V244H140V246H142V248H144V249H141L142 251H145V253L147 254V255H149V259H156L157 260V258L158 259H160V260H165V261H169L171 264H222L223 262L224 263H227V264H237V262L238 261H240V260H242L241 261V264H257V260H260V262L261 263H259V264H264V144L262 145V141H263V137H264V133L262 134V132L264 131L263 129H264V108H263V106L260 104H258L257 103V101H255V105H257L256 107L254 106V103L251 105L250 104V102H248L247 100H246V98L245 99H243L242 100ZM241 101V102H242ZM259 102H260V100H258ZM262 101V100H261ZM61 102H63L62 100H61ZM71 102V101H70ZM76 102V101H75ZM74 102V103H75ZM155 102V101H154ZM198 102V103H199ZM204 102V101H203ZM207 102V101H206ZM238 102H239V100H238ZM56 103V104H57ZM68 103V102H67ZM66 102H64V104H62L61 106V108H62V110H65L66 109V107L68 106V104H67ZM80 102H78V104H79ZM89 103H91V102H89ZM165 103V102H164ZM168 103V104H167ZM172 103V104H171ZM205 103V102H204ZM208 103V102H207ZM206 103V104H207ZM240 103V102H239ZM257 103V104H256ZM58 104H60V102L58 103ZM100 104V103H99ZM156 104V103H155ZM170 104V105H169ZM210 104V103H209ZM213 104V103H212ZM44 105V104H43ZM73 105V104H72ZM83 105H84V101H83ZM92 105V104H91ZM95 105V104H94ZM153 104H151V106H152ZM221 105H222V107H221ZM241 105V104H240ZM55 106H57V105H55ZM60 106V105H59ZM120 106V105H119ZM161 106H163V105H161ZM262 106V107H261ZM32 107V106H31ZM30 107V108H31ZM74 107H76V103H75V106ZM79 107H81L82 108V106H80L79 105ZM85 107V106H84ZM89 107V106H88ZM44 108V107H43ZM50 108V107H49ZM93 108V107H92ZM165 108V110H163ZM194 108V107H193ZM228 108H230L229 106H228ZM32 109H33V107H32ZM35 109V108H34ZM45 109H47V108H45ZM68 109V108H67ZM71 109V108H70ZM69 109V110H70ZM196 109V108H195ZM194 109V110H195ZM55 110V109H54ZM68 110V111H69ZM84 110V109H83ZM89 110V109H88ZM205 110V109H204ZM216 110V109H215ZM214 110V111H215ZM229 111H230V109H228ZM239 110V109H238ZM244 110V111H243ZM11 111H13V110H11ZM35 111V110H34ZM56 111V110H55ZM59 111V110H58ZM71 111V110H70ZM76 111H78V110H76ZM192 111H193V109H192ZM191 111V112H192ZM223 111V112H222ZM85 112V111H84ZM160 112V111H159ZM195 112V111H194ZM205 112V111H204ZM216 112V111H215ZM228 112V111H227ZM231 112V111H230ZM29 113H30V110H29ZM34 113V112H33ZM58 113V112H57ZM60 113V112H59ZM63 113H65V112H63ZM69 113V112H68ZM201 113V112H200ZM217 113H216V115H217ZM1 114V113H0ZM6 114H8V113H6ZM11 114V113H10ZM72 114V113H71ZM190 114V115H189ZM194 115H196V113H193ZM192 114V115H193ZM199 114V113H198ZM204 114V115H203ZM201 113L200 114V116L202 117H205L206 118V116H207V118L206 119H208L209 117H208V115H206L205 113ZM5 115V114H4ZM14 115V114H13ZM16 115V114H15ZM30 115V114H29ZM50 115V114H49ZM154 115V114H153ZM156 115V114H155ZM159 115V114H158ZM222 115V116H221ZM31 116H33V114L31 115ZM52 116V115H51ZM55 116V115H54ZM61 116V115H60ZM74 116V115H73ZM210 116V115H209ZM214 116H215V113H214ZM6 117H8V115L6 116ZM5 117V118H6ZM16 117H18V116H16ZM66 117V116H65ZM157 117V116H156ZM155 117V118H156ZM159 117V116H158ZM157 117V118H158ZM240 117H238V118H240ZM29 118H30V116H29ZM37 118V117H36ZM69 118V117H68ZM120 118V117H119ZM160 118V117H159ZM179 118V119H178ZM181 118V119H180ZM199 118V117H198ZM205 118L202 120V122L201 121H199V123H201L200 124V129H198V126L197 127H195V126H193V125H195V123L197 124V122H195L194 124H193V122H192V126L194 127L193 129H192V132H193V134H192V138L191 137H189V135L187 136V135H185V133H184V138L183 139H189V141H191L192 139L194 140V142L196 141V143H198L199 145L198 146H200V149L202 150L203 149V147L205 146H203V144H201V142L199 141V138H201V137H199L200 135H199V133L201 132V129L202 130H205V129H211V125H212V121H210V120H213L211 117V119L210 120H205ZM215 118H216V116H215ZM241 118H244V115H243V117H241ZM13 119H14V117H13ZM33 119V118H32ZM58 119V118H57ZM177 119L179 120V121H177ZM191 119V120H190ZM194 119V118H193ZM200 119H202V118H200ZM9 120V119H8ZM16 120V119H15ZM12 121V123L10 124V128H13V129H15L16 128V125H17V121ZM30 120H31V118H30ZM37 120V119H36ZM49 120V119H48ZM61 120V119H60ZM67 120V119H66ZM168 120H169V122H170V124H172V125H170L169 123H168ZM181 120V121H180ZM197 120V119H196ZM38 121V120H37ZM37 121H35V122H37ZM57 121V120H56ZM59 121V120H58ZM161 121V120H160ZM177 121V122H176ZM194 121H195V119H194ZM11 122V121H10ZM9 122V123H10ZM19 122V121H18ZM33 122V121H32ZM31 122V123H32ZM39 122V121H38ZM163 122H164V124H166V122L165 121H162V122H158V124H163ZM183 122V121H182ZM181 122V123H182ZM60 123V122H59ZM177 123V125H176V127L174 126L175 124ZM186 123V121L184 120V124ZM188 123V122H187ZM213 123V124H214ZM35 124H37V123H35ZM35 124H33L32 123V125H35ZM163 124V125H164ZM166 124V125H167ZM174 124V125H173ZM31 125V126H32ZM191 125V124H190ZM1 126V125H0ZM18 126V125H17ZM115 126V125H114ZM165 126V125H164ZM184 127H185V125H183ZM192 126H190V128L192 127ZM229 126V125H228ZM53 127V126H52ZM116 127V126H115ZM158 127V129H159V126H157ZM160 127H162V126H160ZM166 127V126H165ZM166 127V128H167ZM182 127V126H181ZM184 127H183V129H184ZM214 126H213V128L214 129H217V128H215ZM230 127H232V126H229V128ZM18 128V127H17ZM31 128V127H30ZM32 128H33V126H32ZM54 128V127H53ZM176 128H178V129H176ZM196 128L198 129L197 131H196ZM220 128V130H222ZM22 129V128H21ZM52 129V128H51ZM101 129V128H100ZM161 129V128H160ZM224 129V131H226L225 129H226V126H225V128H223ZM8 130V129H7ZM38 130V129H37ZM101 130H103V129H101ZM113 130V129H112ZM166 130H169V129H166ZM171 129H170V131L171 132H174V131H172ZM181 130H182V128H181ZM199 130H200V132H199ZM207 130V131H208ZM219 130V129H218ZM230 130V131H231ZM263 130V131H262ZM98 130L96 129V132H97ZM191 131V130H190ZM207 131H205V132H207ZM217 131V130H216ZM215 131V132H216ZM223 131V132H224ZM227 131H228V129H227ZM12 132V131H11ZM16 132V131H15ZM27 132V131H26ZM56 132V131H55ZM184 132V131H183ZM203 132V131H202ZM243 132V131H242ZM101 133V132H100ZM102 133H103V131H102ZM191 133V132H190ZM189 133V134H190ZM209 133H210V131H209ZM212 133V132H211ZM218 133H219V131H218ZM14 134H16V133H14ZM61 134H63L62 132H61ZM97 134V133H96ZM106 134V133H105ZM107 134H109V133H107ZM106 134V135H107ZM180 134V133H179ZM187 134V133H186ZM201 134V133H200ZM206 134V133H205ZM204 134V135H205ZM207 134H208V132H207ZM226 134H228V133H226ZM246 134V135H245ZM97 135H99V134H97ZM105 135V137H108V136H106ZM182 135V134H181ZM191 135V134H190ZM203 135V134H202ZM201 135V136H202ZM204 135L202 136V137H204ZM222 135V136H223ZM229 135H230V132H229ZM240 135V134H239ZM14 136V135H13ZM39 136H40V134H39ZM45 136V135H44ZM62 136V135H61ZM104 137V134L103 135H101V137ZM179 135H177V137H176V132H175V138H179L178 137ZM20 137H22V136H20ZM27 137V136H26ZM181 137V136H180ZM189 137V138H188ZM206 137V136H205ZM205 137H204V139H205ZM214 137V136H213ZM213 137H211V138H213ZM221 137V136H220ZM11 138V137H10ZM9 138V139H10ZM17 138V137H16ZM44 138V137H43ZM62 138V137H61ZM75 138V137H74ZM100 138V137H99ZM207 138V137H206ZM217 138V137H216ZM219 138V137H218ZM262 138V141L260 140ZM23 139H25L24 137H23ZM55 139V138H54ZM97 139V138H96ZM105 139V138H104ZM112 139V138H111ZM180 140H181V138H179ZM178 139V140H179ZM191 139V140H190ZM203 139V138H202ZM204 139H203V141H204ZM208 140H209V137L207 138ZM39 140V139H38ZM37 140V141H38ZM41 140V139H40ZM55 140H57V139H55ZM100 140V139H99ZM110 140V139H109ZM186 140H184L185 142H186ZM212 140V139H211ZM210 140V141H211ZM232 140H234V141H232ZM21 141V140H20ZM28 141V140H27ZM76 141V140H75ZM93 141V140H92ZM95 141V140H94ZM94 141L93 142H91V143H94ZM98 141V140H97ZM101 141H102V139H101ZM182 141V140H181ZM180 141V143H182ZM203 141H202V143H203ZM205 141H207L206 139H205ZM213 141V140H212ZM12 142V141H11ZM215 142H217V143H215ZM248 142H250L249 144H248ZM19 143V142H18ZM21 143V142H20ZM31 143H33V141L31 142ZM39 143H41V142H39ZM103 143V142H102ZM101 143V144H102ZM180 143H179V141H178V144L180 145ZM210 143V142H209ZM220 143V144H219ZM263 143H264V141H263ZM27 144V143H26ZM29 144H30V142H29ZM49 144V143H48ZM47 144V145H48ZM100 144V145H101ZM177 144V143H176ZM184 144V143H183ZM208 144V143H207ZM260 144V145H259ZM36 145V144H35ZM56 145H58V144H56ZM65 145V144H64ZM209 145V144H208ZM208 145H207V147L205 146L204 148L205 149H203V151L205 150V152H209V150H206V148L207 149H209V147H208ZM6 146V145H5ZM14 146V145H13ZM49 146V145H48ZM80 146H81V144H80ZM103 146H105V145H103ZM178 146V145H177ZM181 146V145H180ZM179 146V148L180 149H182L181 147ZM197 146V147H198ZM210 146V145H209ZM211 146H210V148H211ZM7 147V146H6ZM28 147H30V146H28ZM46 147V146H45ZM52 147V146H51ZM86 147V146H85ZM98 147H99V144H95L94 145V147L92 148V149H98ZM110 147V146H109ZM184 147V146H183ZM3 148H4V146H3ZM36 148V147H35ZM60 148V147H59ZM100 148V147H99ZM80 149V148H79ZM90 149L91 148H89V149H87V150H89L90 151ZM103 149V148H102ZM81 150V149H80ZM84 150H85V148H84ZM105 150V149H104ZM200 150V151H201ZM236 150L238 151V152H236ZM51 151V150H50ZM87 152V151H86ZM85 152V153H86ZM102 152V151H101ZM240 152H241V154H240ZM61 153V152H60ZM78 153V152H77ZM88 153V152H87ZM93 153V152H92ZM96 153H98V152H96ZM104 153V152H103ZM211 153V149H210V154L209 155H212V156H214L213 154ZM230 153H232L231 155V157H233V158H231L230 157ZM235 153V154H234ZM239 153V155L240 156H236L237 154ZM35 154V153H34ZM55 154V153H54ZM58 154V153H57ZM79 154V153H78ZM90 154H91V152H90ZM205 154H207V153H205ZM29 155V154H28ZM69 155V154H68ZM94 155V154H93ZM228 155H229V157H228ZM15 156V155H14ZM32 156V155H31ZM50 156V155H49ZM63 156V155H62ZM77 156V155H76ZM102 156V155H101ZM186 156V155H185ZM206 156H208V155H206ZM212 156H210V157H212ZM25 157V156H24ZM47 157V156H46ZM82 157V156H81ZM93 157V156H92ZM189 157V156H188ZM29 158V157H28ZM84 157H82V158H78L80 161H81V163H83L84 165H82V166H84V167H82V166H78V168L79 169H85V167H86V169L85 170H92V169H95L94 168V165H93V163L95 164V162H96V158L94 159L93 158V160H95V162H93V160H91V159H89V158H84ZM30 159V158H29ZM36 159V158H35ZM38 159V158H37ZM43 159V158H42ZM57 160L58 159H61V158H56ZM65 159V158H64ZM81 159H83V161L81 160ZM98 159H99V157H98ZM187 159V158H186ZM184 160V162L185 161H187V160ZM208 159V158H207ZM32 160V159H31ZM31 160H29V161H31ZM50 160V159H49ZM48 160V161H49ZM51 160H52V158H51ZM62 160V159H61ZM79 160H77V161H79ZM140 160V159H139ZM192 160V159H191ZM212 160V159H211ZM39 161H40V158H39ZM44 161H45V158H44ZM48 161H46V162H48ZM70 161V160H69ZM76 161V160H75ZM80 161H79V163H80ZM189 161V160H188ZM204 161V160H203ZM64 162V163H63ZM60 161L59 160V162H53V163H51L50 162V164L49 163H47L46 165H50L49 167H47L45 164L43 165L42 164V166H40V170L39 171H35V172H33V174H34V176L37 178H32V175H30L31 176V179H36V180H38V179H41V180H44V179H46V180H48L49 178H51V180H53V182L55 183V184H65V183H68L69 184V182L70 183H74L75 181H77L78 179H81V178H83V176H81V174H79L78 173V171L76 172L77 173V177L75 178V177H71L72 176V174L70 175V174H68L69 172L68 171H66L65 169V165H63V164H66L65 163V161ZM70 162H72L71 164H73V160L72 161H70ZM69 162V163H70ZM208 162V161H207ZM19 163V162H18ZM42 162H40V164H41ZM76 163H78V162H76ZM76 163H74V164H76ZM80 163V164H81ZM142 163V162H141ZM185 163H187L188 164V162H185ZM214 163H215V161H214ZM70 164V165H71ZM96 165H97V162H96ZM100 165V164H99ZM99 165H97V166H99ZM194 165V164H193ZM201 165V164H200ZM17 166V165H16ZM69 166V165H68ZM76 166V165H75ZM188 166V165H187ZM215 166V165H214ZM82 167V168H81ZM96 167V166H95ZM193 167V166H192ZM203 168L205 167V166H202ZM87 168H89V169H87ZM100 168V167H99ZM99 168H97V170L99 169ZM104 168V167H103ZM32 169H33V167H32ZM50 169H51V172H50ZM188 169H189V167H188ZM217 169V168H216ZM9 170V169H8ZM18 170V169H17ZM68 170V169H67ZM100 170V169H99ZM105 170V169H104ZM201 170V169H200ZM206 170V169H205ZM204 170V171H205ZM19 171V170H18ZM94 172L93 173H95V170H93ZM103 171V170H102ZM214 171V170H213ZM9 172V171H8ZM8 172H6V173H8ZM31 172V171H30ZM74 172V171H73ZM85 172V171H84ZM83 172V173H84ZM92 172V171H91ZM212 172V171H211ZM16 173V172H15ZM93 173H92V175H93ZM99 173V172H98ZM145 173V172H144ZM203 173V170H202V172L200 173V174H202ZM205 173V172H204ZM16 174H18V173H16ZM15 174V175H16ZM31 174H32V172H31ZM89 174V173H88ZM87 174V175H88ZM96 175H97V173H95ZM112 174V173H111ZM121 174V173H120ZM132 174V173H131ZM140 174V173H139ZM206 174H210V171L208 172V173H206ZM214 174V173H213ZM20 175H21V173H20ZM23 175H25V174H23ZM73 175H74V173H73ZM90 175V174H89ZM100 175V174H99ZM99 175H97V176H99ZM104 175V174H103ZM136 175H138V173L136 174ZM145 175V174H144ZM199 175V174H198ZM204 175V174H203ZM207 175V178L209 177V176H213V175H209L208 176ZM85 176H86V174H85ZM95 176V175H94ZM218 176V177H219ZM22 177V176H21ZM24 177V176H23ZM80 177V178H79ZM96 177V176H95ZM108 177V176H107ZM112 177V176H111ZM120 177V176H119ZM134 177L135 176H133V180H137V179H134ZM219 177V178H220ZM15 178V177H14ZM101 178H102V176H101ZM105 178V177H104ZM125 178V177H124ZM131 178V177H130ZM149 178V177H148ZM211 178H213V177H211ZM111 179H113V178H111ZM123 179V178H122ZM128 179V178H127ZM126 179V180H127ZM40 180V181H41ZM82 180H84V181H86L85 182V188H86V190L87 191H85L84 192V190H81V192L83 191L84 193H81L80 194V190H78L79 191V193L77 194V199H78V201H80L79 202V204L81 203L82 204V202L83 203H85V202H90V205L92 206V209H91V211H90V213L87 215L88 216V218H89V216L90 215H92V216H94V217H96L97 218V216H101L104 212H105V210L102 208V207H104V206H102V205H104V204H101L100 205V203H102V202H99V200L98 199H96V198H98V197H96L94 200L92 199V198H94V190L96 189H93L96 185H94V183L96 182H94V180H95V178H86L85 179V177L82 179ZM97 180H98V177H97ZM104 180V179H103ZM110 180V179H109ZM140 180H142V179H140ZM153 180V179H152ZM204 180V179H203ZM120 181H122V180H120ZM144 181V180H143ZM149 181H151V180H149ZM200 181V180H199ZM19 182V181H18ZM28 182L29 183H27V185H25L23 188H21L20 189V193H21V196H23L24 198L27 196V198H28V196H30V195H34L35 194V192L37 191V186L36 185H39L38 184V182L35 184L34 182H32L31 180L29 181L28 180ZM47 182V181H46ZM50 182H52V181H50ZM79 182V181H78ZM116 182V181H115ZM124 182V181H123ZM134 182V181H133ZM154 182V181H153ZM202 182V181H201ZM231 182H233L234 183V186H233V188H234V194L232 195V192H231V190L229 189V184L231 183ZM22 183H24V182H22ZM43 183V182H42ZM49 183V182H48ZM76 183V182H75ZM74 183V184H75ZM80 183V182H79ZM101 183V182H100ZM131 183V182H130ZM135 183V182H134ZM138 183V182H137ZM137 183H136V185H137ZM205 183V182H204ZM208 182H206V184H207ZM21 184V183H20ZM47 184V183H46ZM45 184V185H46ZM74 184H73V187L75 188V187H78V185L77 186H74ZM96 184V183H95ZM102 184V183H101ZM111 184V183H110ZM140 184H141V182H140ZM218 184V183H217ZM41 185V184H40ZM49 185V184H48ZM47 185V186H48ZM58 185V186H59ZM66 185V184H65ZM80 185V184H79ZM100 185V184H99ZM139 185V184H138ZM142 185V184H141ZM231 185V184H230ZM42 186V185H41ZM61 186V185H60ZM66 186H68V185H66ZM66 186L64 187V188H66ZM109 186V185H108ZM140 186V185H139ZM138 186V187H139ZM39 187V186H38ZM51 187H53V186H51ZM56 187V186H55ZM70 187V186H69ZM68 187V188H69ZM80 187H81V185H80ZM97 187V186H96ZM100 187V186H99ZM102 187V186H101ZM119 187V186H118ZM208 187V186H207ZM207 187H203L204 189L205 188H207ZM231 187V186H230ZM58 188V187H57ZM56 188V189H57ZM67 188V189H68ZM82 188V187H81ZM98 188V187H97ZM141 188V187H140ZM215 188V187H214ZM46 189H47V187H46ZM59 189V188H58ZM61 189V188H60ZM67 189H66V191H67ZM72 189V188H71ZM83 189V188H82ZM100 189V188H99ZM102 189V188H101ZM155 189H157V188H154V190ZM232 189V188H231ZM39 190V189H38ZM69 190V189H68ZM76 190V189H75ZM107 190V189H106ZM110 189H108V191H109ZM139 190V189H138ZM145 190H148V189H146L145 188ZM158 190H159V188H158ZM206 190V189H205ZM204 190V191H205ZM212 190V189H211ZM117 191V190H116ZM152 191V190H151ZM207 191V190H206ZM209 191V190H208ZM59 192V191H58ZM157 192V191H156ZM40 193V192H39ZM57 193V192H56ZM60 193V192H59ZM74 193V192H73ZM72 193V195H74ZM150 193V192H149ZM201 193H203V192H201ZM213 192H211V194H212ZM38 194V193H37ZM64 194V193H63ZM69 194V193H68ZM98 194V193H97ZM56 195V194H55ZM71 195V194H70ZM96 195V194H95ZM106 195H108L109 196V193H106ZM151 195V194H150ZM149 195V196H150ZM156 194H154V196H155ZM213 195V194H212ZM21 196H20V198H21ZM36 196V195H35ZM76 196V195H75ZM74 196V197H75ZM96 196H98V195H96ZM116 196V195H115ZM160 196V195H159ZM208 196V195H207ZM31 197V196H30ZM42 197H44V196H42ZM68 197V196H67ZM70 197V196H69ZM68 197V198H69ZM117 197V196H116ZM148 197V196H147ZM212 197V196H211ZM35 198V197H34ZM65 198V197H64ZM110 198V197H109ZM151 198V197H150ZM214 198V197H213ZM31 199V198H30ZM39 199V198H38ZM61 199V198H60ZM77 199H75L76 201H77ZM101 199V198H100ZM110 199H114V198H110ZM116 199V198H115ZM118 199V198H117ZM124 199V200H123ZM155 200L157 199V198H154ZM214 199H216V198H214ZM41 200V199H40ZM107 200V198L105 199V201ZM148 201H149V199H147ZM158 200V199H157ZM209 200V199H208ZM72 201V200H71ZM70 201V202H71ZM76 201H72L73 203L74 202H76ZM78 201H77V203H78ZM109 201V200H108ZM111 201V200H110ZM151 201V200H150ZM16 202V201H15ZM19 202H20V200H19ZM104 202V201H103ZM125 202V203H126ZM154 202V201H153ZM162 202V201H161ZM28 203V202H27ZM72 203V204H73ZM108 203H111V202H108ZM121 203V202H120ZM158 203V202H157ZM175 203V202H174ZM216 203V202H215ZM214 203V204H215ZM62 204V203H61ZM60 204V205H61ZM64 204V203H63ZM69 204V203H68ZM67 204V205H68ZM74 204H76V203H74ZM113 204V203H112ZM154 204V203H153ZM213 204V205H214ZM218 204V203H217ZM47 205V204H46ZM70 205V204H69ZM78 204H76V205H74L75 207L77 206ZM88 205V204H87ZM114 205V204H113ZM112 205V206H113ZM125 205V204H124ZM155 205V204H154ZM176 205V204H175ZM100 206H102V207H100ZM106 206V205H105ZM128 206V207H129ZM166 206V205H165ZM164 206V207H165ZM61 207V206H60ZM68 207H71V208H68ZM67 208L68 209H72V206H68ZM78 207H79V205H78ZM89 207V206H88ZM158 207V206H157ZM216 207V206H215ZM232 207V208H233ZM63 208V207H62ZM74 208V207H73ZM91 208V207H90ZM90 208H88V209H90ZM105 208V207H104ZM108 208V207H107ZM118 208V207H117ZM159 208V207H158ZM64 209V208H63ZM62 209V210H63ZM118 209H120V208H118ZM154 209V210H153ZM160 209V208H159ZM176 209V208H175ZM58 210V209H57ZM72 210H74V209H72ZM130 210V209H129ZM173 210V209H172ZM225 210V209H224ZM230 210H232V209H230ZM235 210V209H234ZM85 211H86V209H85ZM110 211H111V209H110ZM121 211V210H120ZM126 211H127V208H126ZM158 211V210H157ZM156 211V212H157ZM178 211H179V209H178ZM177 211V212H178ZM220 211V210H219ZM57 212V211H56ZM59 212V211H58ZM84 212V211H83ZM88 212V211H87ZM155 212V213H156ZM218 212V211H217ZM230 212V211H229ZM106 213V212H105ZM105 213H104V215H105ZM115 213V212H114ZM160 213H162V212H160ZM163 213H165V212H163ZM163 213H162V215H163ZM181 213V212H180ZM216 213V212H215ZM224 214H225V211L223 212ZM227 213V212H226ZM87 214V213H86ZM110 214H113V211H112V213H110ZM167 214H168V212H167ZM174 214V213H173ZM123 215H124V213H123ZM156 215H158V213L156 214ZM170 215V214H169ZM177 215V214H176ZM182 215V214H181ZM109 217L111 216V215H108ZM120 216V215H119ZM119 216H117L118 218H119ZM126 216V215H125ZM128 216H129V212H128ZM171 216V215H170ZM180 216V215H179ZM103 217V216H102ZM107 217V216H106ZM114 217V216H113ZM116 217V216H115ZM114 217V218H115ZM121 217V216H120ZM123 217V216H122ZM159 217H161V215H159ZM164 217H166V216H164ZM86 218V217H85ZM117 218V219H118ZM123 218H125V217H123ZM109 219V218H108ZM171 219V220H170ZM88 220V219H87ZM96 220V219H95ZM105 220V219H104ZM114 219H112V221H113ZM124 220V219H123ZM126 220V219H125ZM127 220H128V218H127ZM126 220V221H127ZM164 220V219H163ZM162 220V221H163ZM237 221H238V219H236ZM122 221V220H121ZM120 221V223H122ZM160 221H161V219H160ZM93 222V221H92ZM96 222V221H95ZM97 222H99L98 220H97ZM107 222V221H106ZM111 222V221H110ZM240 222L242 223V224H240ZM129 223V222H128ZM177 223V224H176ZM180 223V222H179ZM133 224V225H134ZM195 224V223H194ZM1 225V224H0ZM110 225V224H109ZM112 225H113V223H112ZM117 225H118V223H117ZM197 225H199V224H197ZM229 225V224H228ZM120 226V225H119ZM165 226V227H164ZM226 226V227H225ZM225 226H223L225 229H230L229 227H227V225H225ZM126 227V226H125ZM200 226H198V228H199ZM231 227V226H230ZM3 228V227H2ZM1 227H0V264H49V263H47L48 261V251H44V253H41V251L39 252V251H37L36 250V247L38 246L37 244H35L36 242H32L29 238H27V237H25L24 236V234L22 235L20 232H18V230L17 231H15V229L13 230V232L11 233V234H9L8 232H6V231H4V229H5V227L2 229ZM112 228V227H111ZM197 228V227H196ZM221 228V227H220ZM234 228V229H235ZM124 229V228H123ZM132 229H133V227H132ZM200 229V228H199ZM205 229H206V227H205ZM210 229V228H209ZM208 229V230H209ZM232 229V228H231ZM8 230V229H7ZM126 230V229H125ZM134 230V229H133ZM197 230V229H196ZM207 230V231H208ZM9 231V230H8ZM130 232V231H129ZM205 232H206V230H205ZM236 232H238V231H236ZM197 233V232H196ZM198 233V234H199ZM207 233V232H206ZM12 234H14V235H12ZM134 234H135V232H134ZM208 235V234H207ZM235 236V235H234ZM225 237V236H224ZM105 238V237H104ZM112 238V237H111ZM135 238V237H134ZM234 238V237H233ZM232 238V239H233ZM33 240V239H32ZM106 240V239H105ZM229 240V239H228ZM231 240V239H230ZM113 241V240H112ZM211 241V240H210ZM225 241V240H224ZM106 242H107V240H106ZM105 241H104V243H106ZM135 242H137V241H135ZM137 242V243H138ZM206 242V241H205ZM112 243V242H111ZM110 243V244H111ZM137 243H135V244H137ZM109 244V243H108ZM208 244H209V242H208ZM214 244V243H213ZM197 245V247H199V251H193V249H195V246ZM138 247H139V245H137ZM218 246V245H217ZM137 247V248H138ZM15 248H17L18 250H19V252H16V251H14L15 250ZM116 248V247H115ZM208 248V247H207ZM38 249V248H37ZM139 249V248H138ZM197 249V248H196ZM205 249V248H204ZM211 249V248H210ZM215 249V248H214ZM213 249V250H214ZM224 249V248H223ZM115 250V249H114ZM140 250V251H141ZM217 250H219V249H217ZM252 250V249H251ZM119 251V250H118ZM136 251V250H135ZM205 251V250H204ZM215 251H216V249H215ZM222 251V250H221ZM249 251H250V249H249ZM64 252V251H63ZM102 252V251H101ZM138 252H139V250H138ZM207 252V251H206ZM210 252V251H209ZM208 252V253H209ZM211 252H213V251H211ZM228 252V254H226ZM254 252V251H253ZM108 253V252H107ZM107 253H104V254H107ZM140 253V252H139ZM144 253V254H145ZM114 254L115 253H113V255L111 256V258L112 257H114ZM142 254V253H141ZM143 254V255H144ZM211 254V253H210ZM247 254V253H246ZM101 255V254H100ZM103 255V254H102ZM109 255V254H108ZM121 255V254H120ZM214 255V254H213ZM227 255V259L226 258H224L225 256ZM231 255H233V256H231ZM251 255H252V253H251ZM110 256V255H109ZM115 256H116V254H115ZM117 256H118V254H117ZM116 256V257H117ZM224 256V257H223ZM64 257V256H63ZM257 257H259V259L257 258ZM72 258V257H71ZM145 258V257H144ZM148 258V257H147ZM113 259V258H112ZM112 259H110V261L112 260ZM116 259V258H115ZM120 259V258H119ZM65 260V259H64ZM144 260V259H143ZM147 261H148V259H146ZM151 260V261H152ZM156 260H153L152 262L150 261V263L149 264H155V261ZM71 261V260H70ZM118 261V260H117ZM159 261V260H158ZM74 262V261H73ZM79 262V261H78ZM107 262V261H106ZM112 262H115V260L114 261H112ZM81 263H83L82 261H81ZM170 263H168V264H170ZM223 263V264H224ZM72 264V263H71ZM115 264H117V263H115ZM120 264V263H119ZM146 264H148V263H146ZM156 264H158V263H156ZM167 264V263H166ZM239 264V263H238Z\"/></svg>",
  "mask_w": 264,
  "mask_h": 264
}]
</instances>
